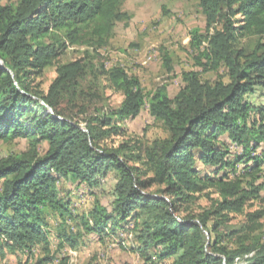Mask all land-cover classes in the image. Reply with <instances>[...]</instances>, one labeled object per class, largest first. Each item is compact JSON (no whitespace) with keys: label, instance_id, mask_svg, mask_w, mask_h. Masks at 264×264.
I'll list each match as a JSON object with an SVG mask.
<instances>
[{"label":"trees","instance_id":"trees-1","mask_svg":"<svg viewBox=\"0 0 264 264\" xmlns=\"http://www.w3.org/2000/svg\"><path fill=\"white\" fill-rule=\"evenodd\" d=\"M124 1L0 0V141L27 142L0 158V258L32 257L41 247L25 264H70L63 249L122 233L146 264H235L252 253L250 264H264V243L251 234L264 210H246L264 190V0L199 1L206 27L191 32L189 53L200 70L182 72L173 98L168 84L148 93L138 76L102 61L117 23L128 19ZM75 46L82 57L57 63ZM161 54L174 72L170 54ZM53 66L44 92L36 80ZM208 72L217 77L204 80ZM101 77L123 95L117 107L86 99V83ZM256 93L262 102L251 99ZM146 107L165 138L128 135L127 121ZM112 173L111 202L95 198L75 213L62 180L92 190ZM202 196L211 203L196 211ZM239 214L247 221L232 224Z\"/></svg>","mask_w":264,"mask_h":264},{"label":"rangeland","instance_id":"rangeland-1","mask_svg":"<svg viewBox=\"0 0 264 264\" xmlns=\"http://www.w3.org/2000/svg\"><path fill=\"white\" fill-rule=\"evenodd\" d=\"M16 0H3V2H15ZM200 0H125L122 4L123 11L127 12L128 19L117 23L115 33L110 39L109 45L101 51L102 61L106 67L113 65H121L125 67L131 74L140 78L146 92L153 91L157 86L168 84V93L173 98L183 87L182 72L185 70H200L194 66L192 56H190L191 32L199 28L205 30L206 20L202 14ZM162 49H165L173 60L174 72L167 73L163 66ZM84 47H71L67 53L60 57L57 63H67L76 60L83 55ZM56 67L48 68L44 75L36 80L40 89L46 92L56 77ZM222 77L227 80L226 71L221 70ZM216 74L208 72L202 74V78L214 80ZM85 92L89 97L95 95L91 106L96 104H106L117 107L123 100V95L115 91L106 81L104 77L99 80H90L85 85ZM89 93V94H88ZM254 102H262L263 99L258 94H251ZM83 99V98H82ZM90 101V100H89ZM128 135L142 140L144 143H150L156 139H163L167 136V132L163 129L161 123L154 120L146 107L141 115L134 120L126 123ZM117 139V141H119ZM45 147V145H44ZM27 148L25 140H16L12 142L0 141V158L10 154L21 153ZM202 172L208 167L199 164ZM241 168V166H240ZM209 168L207 172H210ZM101 187L89 190L86 187L76 188L69 181L62 180L63 191L65 195L72 193L73 211L77 214H85L89 211L94 203V199L98 198L102 203L109 204L112 199V193L115 185L114 174L103 180ZM69 192V194H67ZM216 197V194H212ZM262 199L255 201L247 207V211L254 212L256 210H264V190L262 191ZM211 201L209 197L202 196L193 205L196 211L208 207ZM243 215H234L232 224L246 222ZM260 227L253 236H259L261 243H264V216L259 220ZM50 243L53 251L58 249L57 233L58 227L50 218ZM75 226V222H70ZM245 235V233H242ZM92 238V237H91ZM90 239V238H89ZM112 246L111 242L99 245L95 240L84 248L80 247L72 252L69 248L63 249L62 254H68L71 257L70 264H115L117 257H114L117 250L130 254L129 261L126 264H146L144 258L138 252L130 249L132 245L131 238L127 239L126 234H118ZM106 240H109L107 238ZM128 248V249H125ZM111 249L115 252L111 253ZM41 247L34 249L33 256H28L25 252L11 253L5 258H0V264H25L27 259L31 257L35 260L36 256L41 254ZM57 255L58 258L61 254ZM132 254V255H131ZM73 258V259H72ZM51 264H57L54 261ZM163 264V263H156ZM250 264V263H249Z\"/></svg>","mask_w":264,"mask_h":264},{"label":"crops","instance_id":"crops-1","mask_svg":"<svg viewBox=\"0 0 264 264\" xmlns=\"http://www.w3.org/2000/svg\"><path fill=\"white\" fill-rule=\"evenodd\" d=\"M80 188H81V187H80ZM89 190H90V189H89ZM73 192H74V191H73ZM73 192H72V193H73ZM91 237H92V238L89 239V240L87 241L88 244L93 243L95 240H97L98 243H99V245H101L102 243L107 244V242H111V243H112V246H115V245L113 244V243H114L113 239L105 240L104 242H102V241L99 240L98 236H96V235H92ZM89 238H90V237H89ZM87 243H86L85 245H81V247L84 248L83 246H86ZM79 248H80V247H79ZM70 251L72 252L73 250L70 249ZM113 252H115L114 249H111V253H112V254H113ZM75 253H77V249L75 250ZM131 255H132V254H131ZM129 256H130L129 253H126V252H120V251L117 250V253H116L115 256H114V257H117V259L115 260V264H126L125 261H129V259H130ZM72 259H73V258H72Z\"/></svg>","mask_w":264,"mask_h":264},{"label":"bare ground","instance_id":"bare-ground-1","mask_svg":"<svg viewBox=\"0 0 264 264\" xmlns=\"http://www.w3.org/2000/svg\"><path fill=\"white\" fill-rule=\"evenodd\" d=\"M255 252V251H254ZM251 255H253V253L252 254H249V255H247V256H245V258H238L237 260H236V263L235 264H249L250 263V258H251Z\"/></svg>","mask_w":264,"mask_h":264},{"label":"built area","instance_id":"built-area-1","mask_svg":"<svg viewBox=\"0 0 264 264\" xmlns=\"http://www.w3.org/2000/svg\"><path fill=\"white\" fill-rule=\"evenodd\" d=\"M253 255H251V257H252Z\"/></svg>","mask_w":264,"mask_h":264}]
</instances>
